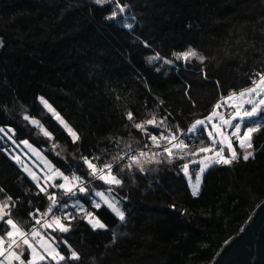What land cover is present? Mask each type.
Returning <instances> with one entry per match:
<instances>
[{
	"label": "trees",
	"instance_id": "1",
	"mask_svg": "<svg viewBox=\"0 0 264 264\" xmlns=\"http://www.w3.org/2000/svg\"><path fill=\"white\" fill-rule=\"evenodd\" d=\"M121 3L129 5L126 12L108 20L111 6L90 0H0V127L15 129L17 143L27 139L47 149L49 160L62 170H76L71 153L109 159L117 151L110 137L138 147L136 140L143 138L134 129L130 136L124 127L128 110L137 120L155 112L167 117L170 127L186 128L208 114L221 92L248 87L254 73L264 72V0ZM189 47L207 58L204 64L149 63L157 52L174 60L172 52ZM188 83L195 107L185 97ZM40 97L79 132L77 145ZM160 100L164 103L157 107ZM24 113L53 133L65 149L61 156L49 151L51 142L23 120ZM253 140L254 158L213 165L195 197L183 174L167 164L121 173L124 184L110 195L120 202L125 221L107 207L97 213L107 230L93 231L85 221H74L63 237L81 255L72 264H211L264 201V133ZM5 149L0 143V187L23 201L15 214L32 223L27 201L41 206L40 198ZM92 187L107 189L99 182Z\"/></svg>",
	"mask_w": 264,
	"mask_h": 264
},
{
	"label": "snow or ice",
	"instance_id": "2",
	"mask_svg": "<svg viewBox=\"0 0 264 264\" xmlns=\"http://www.w3.org/2000/svg\"><path fill=\"white\" fill-rule=\"evenodd\" d=\"M95 4L111 6L110 14L106 17L108 20L117 19L129 8L121 0H95ZM125 27L131 29L132 25L126 24ZM144 46L150 47L147 42ZM172 57L174 60L162 57L157 52L149 57V63L163 60L166 65H173L176 61H182L185 65L193 61L204 64L207 59L192 47L174 51ZM202 76L208 79L206 71L202 70ZM254 77H250L248 87L232 89L227 94L221 92L208 114L192 120L186 128L179 124L170 127L168 118L158 117L155 112L150 114V118L137 120L133 111H126L124 116L128 123L124 127L130 130L129 135L134 129L143 138L136 140L138 147L133 148L123 137H110L117 151L110 153L109 159L102 161L99 155L71 153L72 159L77 162L76 170H62L27 139L21 140L19 144H23L40 161L37 164L39 172L30 169L19 156L12 155L11 159L31 178L37 190L34 195L40 198L41 206L28 200L30 210L27 216L32 223L29 220L21 222L15 210L23 207V201L14 199L4 187H0V193H4V198L0 199V264H72L80 261V253L73 248L69 239L63 237L73 230V222L77 220L85 221L93 231L107 230V224L97 215L102 207H107L121 222L125 221L126 215L119 206L120 202L110 195L123 186L121 173H145L147 166L167 164L177 169L178 174H183L195 197L199 194L205 172L213 165H232L241 158L244 161L254 158V134L264 133V72H256ZM215 84L217 88L221 87L219 81ZM190 89L191 83H188L185 97L195 107L189 95ZM39 99L52 118L62 126L71 144L77 145L81 140L79 132L44 97ZM163 103L160 100L157 107ZM22 118L39 128L51 142L49 151L61 156L65 149L55 141L52 132L27 113ZM0 133L19 147L13 139L15 129L0 127ZM141 144L142 147L139 146ZM81 169L83 174H78ZM95 182L107 186L106 191L95 190L92 187ZM45 204L46 207L43 206ZM115 239L113 234V243ZM63 249L67 250V255Z\"/></svg>",
	"mask_w": 264,
	"mask_h": 264
},
{
	"label": "water",
	"instance_id": "3",
	"mask_svg": "<svg viewBox=\"0 0 264 264\" xmlns=\"http://www.w3.org/2000/svg\"><path fill=\"white\" fill-rule=\"evenodd\" d=\"M211 264H264V201L241 232L224 244Z\"/></svg>",
	"mask_w": 264,
	"mask_h": 264
},
{
	"label": "rangeland",
	"instance_id": "4",
	"mask_svg": "<svg viewBox=\"0 0 264 264\" xmlns=\"http://www.w3.org/2000/svg\"><path fill=\"white\" fill-rule=\"evenodd\" d=\"M90 1L95 3V0H90ZM126 24H130L129 21H125L124 25H126ZM155 63H157V61L153 62V64H155ZM6 130H7V128H6ZM9 135H12V134L9 133ZM13 138H14V136H13ZM0 143L4 144L6 146V150L10 153L9 154L10 156H12V155L19 156L28 167L30 166L28 164H31L37 171H39V169L37 168V164H40V161H38L37 158L30 152V150L27 149L23 144L20 145L19 143H17V144H19V147H17L16 144H13L12 141L9 140L8 137L5 136L3 133H0ZM44 150H45V152H44ZM40 151L43 152L44 155H46V153H47V149H43V150H40ZM225 154L227 155V153H225ZM33 167H32V170H33ZM20 168H22V167L20 166ZM23 171H24V169H23ZM33 171H35V170H33ZM106 194H108V193L106 192Z\"/></svg>",
	"mask_w": 264,
	"mask_h": 264
},
{
	"label": "crops",
	"instance_id": "5",
	"mask_svg": "<svg viewBox=\"0 0 264 264\" xmlns=\"http://www.w3.org/2000/svg\"><path fill=\"white\" fill-rule=\"evenodd\" d=\"M20 145H22V144H20ZM5 151H6V153L9 155L10 153L5 149ZM10 156V155H9ZM11 157V156H10ZM28 164V163H27ZM28 165H30L29 166V168H31L32 169V165L31 164H28ZM23 170V169H22ZM33 170H35V171H37L34 167H33ZM37 172H39V171H37ZM26 173V172H25ZM27 174V173H26ZM27 176H28V174H27ZM29 177V176H28Z\"/></svg>",
	"mask_w": 264,
	"mask_h": 264
},
{
	"label": "built area",
	"instance_id": "6",
	"mask_svg": "<svg viewBox=\"0 0 264 264\" xmlns=\"http://www.w3.org/2000/svg\"><path fill=\"white\" fill-rule=\"evenodd\" d=\"M79 174V173H78Z\"/></svg>",
	"mask_w": 264,
	"mask_h": 264
}]
</instances>
